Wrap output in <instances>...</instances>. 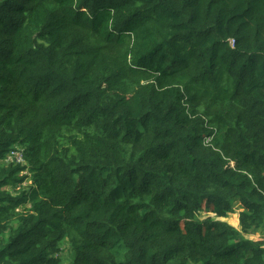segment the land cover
Here are the masks:
<instances>
[{"label": "trees", "instance_id": "trees-1", "mask_svg": "<svg viewBox=\"0 0 264 264\" xmlns=\"http://www.w3.org/2000/svg\"><path fill=\"white\" fill-rule=\"evenodd\" d=\"M65 242L264 264V0H0V264Z\"/></svg>", "mask_w": 264, "mask_h": 264}, {"label": "rangeland", "instance_id": "rangeland-1", "mask_svg": "<svg viewBox=\"0 0 264 264\" xmlns=\"http://www.w3.org/2000/svg\"><path fill=\"white\" fill-rule=\"evenodd\" d=\"M13 162H16L14 158H12ZM238 210L234 214H228V219H225L229 224L234 225V227L238 226V220L236 218ZM236 215V216H235ZM206 216H212L210 213H201V219H204ZM236 218V219H235ZM222 220V219H221ZM237 220V221H236ZM251 238H256L257 236H250ZM62 253H61V260L64 264H70L73 261V252L70 251L68 243H64L62 245Z\"/></svg>", "mask_w": 264, "mask_h": 264}, {"label": "built area", "instance_id": "built-area-1", "mask_svg": "<svg viewBox=\"0 0 264 264\" xmlns=\"http://www.w3.org/2000/svg\"><path fill=\"white\" fill-rule=\"evenodd\" d=\"M12 158H14L17 163L22 162V155H21V153L17 152V149L15 151H12L9 154V157L7 158V160L13 161Z\"/></svg>", "mask_w": 264, "mask_h": 264}, {"label": "crops", "instance_id": "crops-1", "mask_svg": "<svg viewBox=\"0 0 264 264\" xmlns=\"http://www.w3.org/2000/svg\"><path fill=\"white\" fill-rule=\"evenodd\" d=\"M237 221V220H236Z\"/></svg>", "mask_w": 264, "mask_h": 264}]
</instances>
